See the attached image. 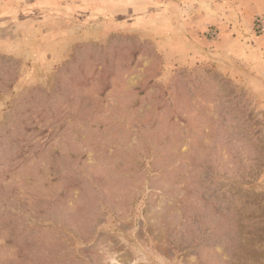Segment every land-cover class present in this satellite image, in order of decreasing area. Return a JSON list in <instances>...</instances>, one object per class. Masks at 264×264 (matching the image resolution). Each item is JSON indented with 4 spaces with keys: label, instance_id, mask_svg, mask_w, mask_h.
I'll return each instance as SVG.
<instances>
[{
    "label": "rangeland",
    "instance_id": "obj_1",
    "mask_svg": "<svg viewBox=\"0 0 264 264\" xmlns=\"http://www.w3.org/2000/svg\"><path fill=\"white\" fill-rule=\"evenodd\" d=\"M258 19L0 0V264H264Z\"/></svg>",
    "mask_w": 264,
    "mask_h": 264
},
{
    "label": "built area",
    "instance_id": "obj_2",
    "mask_svg": "<svg viewBox=\"0 0 264 264\" xmlns=\"http://www.w3.org/2000/svg\"><path fill=\"white\" fill-rule=\"evenodd\" d=\"M257 27L259 30L264 31V19L257 20Z\"/></svg>",
    "mask_w": 264,
    "mask_h": 264
},
{
    "label": "crops",
    "instance_id": "obj_3",
    "mask_svg": "<svg viewBox=\"0 0 264 264\" xmlns=\"http://www.w3.org/2000/svg\"><path fill=\"white\" fill-rule=\"evenodd\" d=\"M215 55H217V56H218V53H217V54H215Z\"/></svg>",
    "mask_w": 264,
    "mask_h": 264
}]
</instances>
